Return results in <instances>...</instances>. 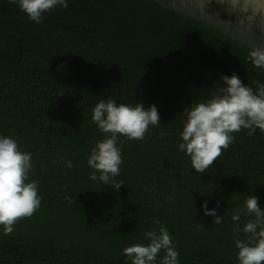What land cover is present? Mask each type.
Returning <instances> with one entry per match:
<instances>
[{
    "label": "trees",
    "instance_id": "16d2710c",
    "mask_svg": "<svg viewBox=\"0 0 264 264\" xmlns=\"http://www.w3.org/2000/svg\"><path fill=\"white\" fill-rule=\"evenodd\" d=\"M66 3L37 24L0 0V136L31 153L41 198L10 235L0 226V264H130L122 250L147 244L154 220L168 229L179 264H238L234 241L247 237L231 216L247 195L264 209V132L233 133L204 174L177 145L183 108L211 99L221 75L235 73L254 91L264 83V69L247 59V37L156 0ZM100 99L155 105L160 115L143 141L118 137L115 179L124 185L115 191L89 178L90 150L105 137L91 119ZM204 201L221 224L203 214ZM249 219L241 215V229Z\"/></svg>",
    "mask_w": 264,
    "mask_h": 264
},
{
    "label": "clouds",
    "instance_id": "9594fccd",
    "mask_svg": "<svg viewBox=\"0 0 264 264\" xmlns=\"http://www.w3.org/2000/svg\"><path fill=\"white\" fill-rule=\"evenodd\" d=\"M10 3L28 18L39 24L44 15L57 6L67 8L66 0H9ZM248 61L258 69H264V42L253 40L247 53ZM222 86L203 103H192L184 107L185 120L181 121V142L179 151L190 158L191 168L200 174L213 167L216 160L233 142V133L247 129L252 135L257 129L264 132V83L256 81V90L242 83L233 73L221 75ZM92 121L105 137L90 150L87 165L93 170L90 179L102 182L114 191L123 186L120 175L122 164L118 137L143 141L149 127L160 126V115L155 105L147 108L137 102L134 106L117 104L114 100L100 99L92 108ZM66 168H72L70 160L61 159ZM34 165L30 152L20 151L16 139L0 136V226L4 235L14 231V225L29 218L39 209L41 198L38 195V182L30 180L29 173ZM216 186L209 183L210 194ZM209 194V195H210ZM219 202H217V207ZM203 214L214 218L219 225L223 216L217 215L215 208L209 209L207 201L201 204ZM251 216L241 229V215ZM231 219L237 222L234 232L242 231L247 239L234 241L238 250V264H264V209L258 198L247 195L243 206L233 210ZM157 230H149L145 235L147 244H133L125 247L122 254L130 264H179V252L173 244L168 229L159 220H154ZM203 226V225H201Z\"/></svg>",
    "mask_w": 264,
    "mask_h": 264
},
{
    "label": "water",
    "instance_id": "95a60500",
    "mask_svg": "<svg viewBox=\"0 0 264 264\" xmlns=\"http://www.w3.org/2000/svg\"><path fill=\"white\" fill-rule=\"evenodd\" d=\"M195 18L225 36L242 35L250 44L264 42V0H156Z\"/></svg>",
    "mask_w": 264,
    "mask_h": 264
},
{
    "label": "snow or ice",
    "instance_id": "6c2138e0",
    "mask_svg": "<svg viewBox=\"0 0 264 264\" xmlns=\"http://www.w3.org/2000/svg\"><path fill=\"white\" fill-rule=\"evenodd\" d=\"M210 3H211V0H210Z\"/></svg>",
    "mask_w": 264,
    "mask_h": 264
}]
</instances>
